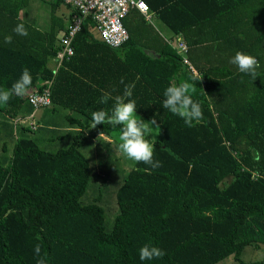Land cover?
Listing matches in <instances>:
<instances>
[{"label": "trees", "instance_id": "obj_1", "mask_svg": "<svg viewBox=\"0 0 264 264\" xmlns=\"http://www.w3.org/2000/svg\"><path fill=\"white\" fill-rule=\"evenodd\" d=\"M144 1L186 42L183 54L156 32L157 55L140 48L123 55L134 35L145 32L144 18L133 25L130 10L123 18L127 41L111 47L87 15L73 54L54 71L60 34L77 11L67 0H43L48 8L38 17L43 6L34 0H0V90L10 89L25 68L33 90L43 91L50 80V103L42 106L50 117L43 122L36 118L42 107L35 110L27 95L0 105V264H37V244L47 264H217L229 256L260 264L241 255L246 247H264V0ZM61 5L70 14L59 15ZM20 23L27 36L13 31ZM8 35L13 39L5 44ZM238 51L259 61L255 80L230 63ZM182 82L192 85L202 107L192 127L162 106L165 89ZM129 84L136 113L160 125L147 139L161 166L132 160L123 174L118 155L108 150L94 174L81 149L113 141L122 126L91 128L92 113H110L114 100L102 104L101 96L122 95ZM60 110L66 113L51 117ZM39 130L47 132L43 141L67 145L41 148L32 137ZM99 178L105 183L96 189ZM118 181L109 229L100 200ZM88 186L96 192L92 201L83 199ZM145 244L166 255L141 261Z\"/></svg>", "mask_w": 264, "mask_h": 264}, {"label": "clouds", "instance_id": "obj_2", "mask_svg": "<svg viewBox=\"0 0 264 264\" xmlns=\"http://www.w3.org/2000/svg\"><path fill=\"white\" fill-rule=\"evenodd\" d=\"M13 31L17 35L27 36L28 30L23 23L17 24ZM13 37L5 36V44H10ZM230 63L238 66L241 73L250 75L254 80L257 77V69L260 67L256 57L244 52H236L231 58ZM123 83V78L121 79ZM32 85V76L29 69L25 68L10 89L0 90V105L7 104L13 96L23 98L27 95L28 89ZM134 84L125 85L122 95L112 97L109 93H104L100 98V103H107L110 99L114 100L111 112L104 109L94 111L91 116L92 127L105 124L112 127L122 126L119 134L118 147L121 152L129 159L136 162H143L152 168L161 166L159 160L153 158L154 143L149 142L147 137L156 134V130H160V125L156 119L145 121L136 115V102L129 99L133 95ZM194 88L188 82L180 84H171L164 91L165 99L162 102L164 109L169 110L172 114L179 116L184 120L188 127H192L194 121H199L203 117L201 104L194 101L191 93ZM155 125V127H153ZM34 253L39 257L37 264H47L46 256H41V247L37 244ZM166 255L165 250L145 244L139 250V258L141 261L162 258Z\"/></svg>", "mask_w": 264, "mask_h": 264}, {"label": "built area", "instance_id": "obj_3", "mask_svg": "<svg viewBox=\"0 0 264 264\" xmlns=\"http://www.w3.org/2000/svg\"><path fill=\"white\" fill-rule=\"evenodd\" d=\"M71 6L77 11L73 14L72 22L69 24L66 31L60 34V43L62 48L56 53L55 67L56 71L64 57H69L73 54L72 41L76 33L80 30L82 19L91 15L96 22L97 30L103 41L111 47H119L125 43L129 37L128 30L123 24V18L132 9H137L149 17V9L144 0H67ZM175 46L182 54L186 51L187 45L182 38H177ZM185 62L187 60L185 59ZM50 80H46L49 87ZM47 87L38 92L33 90L27 93L28 100L38 109L42 106H47L50 103V94ZM35 112L28 116L31 122L34 123L32 117Z\"/></svg>", "mask_w": 264, "mask_h": 264}, {"label": "rangeland", "instance_id": "obj_4", "mask_svg": "<svg viewBox=\"0 0 264 264\" xmlns=\"http://www.w3.org/2000/svg\"><path fill=\"white\" fill-rule=\"evenodd\" d=\"M35 5L36 4H42L43 7H41V9L39 11H37L36 15H38V17H43L46 13L45 10L42 9H47L48 5L45 4V2H43V0H34ZM64 10V9H63ZM62 10V11H63ZM60 13V10H57V13ZM67 16V15H66ZM145 25L146 29H150V28H157V29H162L165 33L169 34V31L167 29H164L161 24L160 21H158L156 18L154 17H150L149 19H145V22L143 23ZM166 28V27H165ZM163 32V33H164ZM32 88L28 89V92L32 91ZM46 109H44L43 107L37 110L36 113V118L40 119L42 118V121L44 119H46L47 117H50V113L49 114H43V112ZM61 112L64 114L66 113L65 110H60L59 113H56L54 115H51L52 118L54 119H58L60 118ZM136 115H138L140 118H142L143 120H145L143 117H141L139 114L136 113ZM1 119V118H0ZM147 121V120H145ZM153 127H155L153 125ZM45 136H47V132H41L39 131H34L32 133V137L38 140L39 146L43 149L46 150H56L60 147H64L67 145V141L66 140H47V141H43L45 138ZM156 136V134L154 136H152L151 138L154 139V137ZM119 135H115L113 141L111 142H103V141H98L97 143L93 142L92 144L90 143H85V147L82 148L81 150L85 153V155L89 158L90 160V164H91V171L94 174H100L99 171V167H97V164L99 163V160H103V158H107L108 157V150H112L113 153H115L116 155H118L119 158V165L121 169V172L124 174L126 173L128 170L131 169L132 167V160L127 158L119 149L118 144H119V139H118ZM42 139V140H41ZM93 141H96V138H92ZM89 140H87L86 142H88ZM9 145L10 147L8 149H12L13 147V143L11 141H9ZM96 189H98L99 187H101L102 184L105 183V180L102 178L96 179ZM108 184V182H106ZM119 181L116 182V186L114 185L113 188H111L108 193H105V191L102 194L101 200H100V205L103 206L104 210H105V223H106V227L107 228H111L113 225V221L114 218L118 212V207L115 201V192L114 190H116V187L118 185ZM91 184H93V181H91ZM95 185V184H93ZM108 187V186H107ZM91 187L88 186V189L86 191L85 196L83 197V199L85 201H92L94 198V193H92L91 191ZM97 191V190H96ZM241 260L243 262H255L258 261L260 262V264H264V247H260V248H251V247H246L241 255ZM217 264H242L239 261H235L232 256H229L227 258H225L224 260L218 262Z\"/></svg>", "mask_w": 264, "mask_h": 264}, {"label": "crops", "instance_id": "obj_5", "mask_svg": "<svg viewBox=\"0 0 264 264\" xmlns=\"http://www.w3.org/2000/svg\"><path fill=\"white\" fill-rule=\"evenodd\" d=\"M57 10H60V13L58 12V14L61 16L62 15L66 16L70 14V11H71V9L67 7L66 5H61ZM151 16L156 18V16L151 12L149 14V17L147 18L144 16L143 13L137 11L136 9H132V11L130 12V15L128 16V19L131 21L133 25L137 24V26L139 27V25H142V17L145 20V19H149ZM139 20L140 22H138ZM160 25H162L164 29H167L165 28V25L163 23H161ZM144 31L145 32L136 34V36L134 35V40L130 42L129 44H127L126 48L122 51L123 55L126 52L133 54L137 48L145 50L150 55H154V56L157 55V49L160 46V43H159V38L156 35V32L160 34L165 40H168L172 43H176V39L181 38L180 35H172L169 30H168L169 31V34H168V33H165L162 29H157L156 27L146 29Z\"/></svg>", "mask_w": 264, "mask_h": 264}]
</instances>
